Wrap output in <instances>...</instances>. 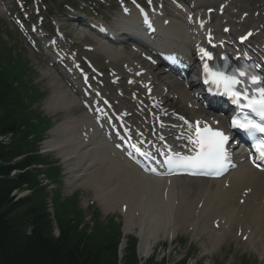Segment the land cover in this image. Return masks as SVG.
<instances>
[{"label": "bare ground", "instance_id": "1", "mask_svg": "<svg viewBox=\"0 0 264 264\" xmlns=\"http://www.w3.org/2000/svg\"><path fill=\"white\" fill-rule=\"evenodd\" d=\"M203 2L205 6L198 11L203 9L208 12L211 8L208 0ZM105 51L106 59L110 64H116L122 54L117 48L113 50L108 45L102 47L98 53L105 54ZM124 59L126 60V57ZM49 80L54 84L52 102L58 100L61 103V100H65L64 97L68 96L67 92L56 78ZM153 80L156 81L154 78ZM176 94L182 99L181 93ZM69 98L66 99L68 103L65 110L67 123L55 129L56 133H64V137L57 141H47L46 148L55 151L64 159V164L71 173L67 178L68 187L87 188L94 194H100L102 190L106 191L110 187L103 193L100 203L103 201L102 204L108 207V202L117 197L121 205H128L129 212L126 216L128 227L125 230L139 229L142 254H149L153 250V242L162 233L173 237L176 232L186 230L188 226H191L192 233H196V236L205 234L209 237L208 244L204 243L205 251H208L219 245L222 239H226L227 234L230 233L227 228L232 221L243 225L245 229H254L252 236L248 237L249 242L263 243L264 185L262 183L259 184L249 177L246 182L239 185L231 183L229 191H222L218 187L207 189L206 183L180 179L171 181L170 185L166 182H147L137 177L127 164L120 162L119 155L116 158L113 150L98 137L92 136L88 144L91 149L81 151L82 142L75 131L78 119L68 115L74 104V99ZM161 99L160 97L159 100ZM57 106L59 104L55 105ZM159 113L162 117L165 114L161 110ZM162 121L165 122L164 117ZM113 187L118 191L110 194ZM243 189L248 192H244ZM236 190L237 194H234ZM260 196L263 198L258 199ZM164 197L167 201L163 200ZM233 197L236 198L235 203ZM242 198L245 200L244 206H239L238 202ZM216 220H219L221 226L219 229L210 226V224L213 226ZM229 229H233V226ZM256 234L258 236L252 238Z\"/></svg>", "mask_w": 264, "mask_h": 264}, {"label": "trees", "instance_id": "2", "mask_svg": "<svg viewBox=\"0 0 264 264\" xmlns=\"http://www.w3.org/2000/svg\"><path fill=\"white\" fill-rule=\"evenodd\" d=\"M15 78L9 69L0 72V136L12 134L7 144L0 143V264H117L113 237L99 236H108L105 228L80 229V220L66 201L55 200L53 211L49 208V192L40 185V172L29 169L44 159L32 154L21 97L27 88L24 85L22 93L14 86ZM13 171L18 173L11 176ZM24 188L31 193L17 198L14 192ZM133 253L125 264H137Z\"/></svg>", "mask_w": 264, "mask_h": 264}, {"label": "rangeland", "instance_id": "3", "mask_svg": "<svg viewBox=\"0 0 264 264\" xmlns=\"http://www.w3.org/2000/svg\"><path fill=\"white\" fill-rule=\"evenodd\" d=\"M57 0H53L52 2L47 1L45 4V6L50 7V14H52V16L54 15V13H58V9H57ZM57 9V10H56ZM47 18H49V16L46 13ZM57 16V15H56ZM6 24H8L9 29L13 31V36H14V32L15 35L18 36V39L22 42V44H20L18 42V46L19 49L21 50V53L18 54L16 52V50H14V54L11 55V59L13 62H16L19 58L22 61H25L27 63V66H31V71L29 70L28 75L30 77V79L33 80V83L40 89V91L42 92V96H44L45 98L39 102L38 104H36V107L39 108L40 111H43L44 114H51L53 112V108L52 110H49L48 107V101L51 100V96H52V86L50 85L49 81L47 80L48 75L50 77H52V75L48 72L47 68L45 67V65L41 62L40 58L34 54L28 47H26L25 43L20 39L21 37H19V35H17L18 33L12 29V25L9 23V21H5ZM8 30V28H7ZM17 33V34H16ZM73 34H75L74 31H72ZM2 39V38H1ZM87 42H92L91 39H87ZM10 54L13 53V51L7 50ZM97 64L101 63L103 64V62L101 61V58L97 57L96 55H94V57H91ZM25 66L24 64H22V67ZM50 79V78H49ZM44 109V110H43ZM53 121V120H52ZM47 135V140H59L60 136H56L55 135H51L48 133H46ZM56 156V155H55ZM64 176H62V195L64 196H68V195H73L74 193H79L78 198H79V204L82 206H87V202H93L94 200V193L92 190L89 189H85V188H76V187H71L68 188V184L66 182V180L64 181V178L66 177L67 172H65L63 170L62 173ZM94 205L99 207L101 206L99 203H97L96 201L94 202ZM88 214L90 213V210H88ZM100 211V210H99ZM106 212H104L102 215L103 217H106ZM108 217L105 218L102 223L103 225L107 223V225H111V227H106L107 230H105L108 234V230L112 229V232L115 233L116 231H114L113 229L117 226V224H119V222H123L124 218H123V214L121 215L119 213L118 210H114L107 215ZM120 217V219H119ZM92 225H90L91 227ZM184 230H179L175 237L172 239L171 244L167 243L164 247V249L162 248V244L159 243V245L155 246L156 248L154 249L152 254L158 253V255L156 256L157 260H159L160 258H162L165 254L170 258V259H177L182 255H187L189 254L192 262H195V260H200V262H204L205 264H235L240 260H244V257H241V251L236 252L233 250L236 249H231V253L228 255V250L224 249V248H220V249H212V251L208 254L205 252V248H204V239H202V237H196L195 242L191 244L190 240L188 241V239L183 235ZM116 234V238L119 239L120 241L122 240V236L120 238V235L117 233ZM99 236H102L103 238H106L107 236L104 234H100ZM162 240V239H160ZM120 242H118L119 244ZM121 245V244H120ZM156 245V244H155ZM235 245V244H234ZM120 247V246H119ZM138 251V255L139 258L140 256H142L143 258H141V263L142 264H151L152 262H156V260L152 257L150 260L148 259V254L146 255H142L140 250ZM126 253V250H125ZM215 253H218L219 258L217 259L216 257H214ZM124 254V251H123ZM149 255V256H150ZM166 256V257H167ZM204 256V257H201ZM201 257V258H200ZM159 258V259H158ZM127 257H125L122 261H119L120 264H125ZM136 263L140 264V260L138 259L137 255H136ZM250 263L251 264H259L257 263L256 260H253L250 258ZM231 262V263H230ZM239 263V262H238Z\"/></svg>", "mask_w": 264, "mask_h": 264}, {"label": "snow or ice", "instance_id": "4", "mask_svg": "<svg viewBox=\"0 0 264 264\" xmlns=\"http://www.w3.org/2000/svg\"><path fill=\"white\" fill-rule=\"evenodd\" d=\"M203 57L212 59L211 54L200 49ZM205 71L208 72L212 83L218 87H223L224 92L230 95L233 101L237 104L240 103L242 94L234 90V85L239 81L235 77L225 76L220 72H212L208 65H204ZM244 75V73H241ZM253 82H256V77H253ZM208 83V79L204 81ZM248 100L245 105L251 112L260 117L259 121L252 119L250 116H244L242 119L237 116L232 120V127L243 129L249 133L259 132L264 134V88L259 89L258 97H243ZM199 121L196 122L195 139H190V143H193L198 148L195 155L180 156L178 155L175 160H169L167 163L173 169L188 170H201L207 175H220L226 171L228 166L229 153L227 146L230 142V137L219 129H214L208 126L206 123L201 128ZM260 155L264 157V140L258 142L257 145Z\"/></svg>", "mask_w": 264, "mask_h": 264}]
</instances>
